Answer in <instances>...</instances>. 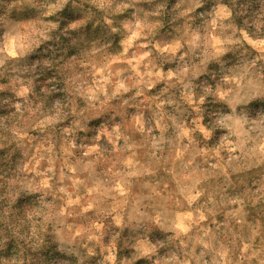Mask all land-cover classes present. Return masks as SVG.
I'll use <instances>...</instances> for the list:
<instances>
[{"label":"clouds","instance_id":"clouds-1","mask_svg":"<svg viewBox=\"0 0 264 264\" xmlns=\"http://www.w3.org/2000/svg\"><path fill=\"white\" fill-rule=\"evenodd\" d=\"M0 264H264V0H0Z\"/></svg>","mask_w":264,"mask_h":264}]
</instances>
